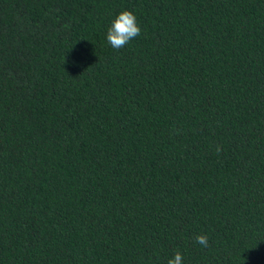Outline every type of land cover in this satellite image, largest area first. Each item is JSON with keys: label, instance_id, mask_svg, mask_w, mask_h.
Masks as SVG:
<instances>
[{"label": "trees", "instance_id": "trees-1", "mask_svg": "<svg viewBox=\"0 0 264 264\" xmlns=\"http://www.w3.org/2000/svg\"><path fill=\"white\" fill-rule=\"evenodd\" d=\"M177 250L264 264V0H0V264Z\"/></svg>", "mask_w": 264, "mask_h": 264}, {"label": "clouds", "instance_id": "clouds-1", "mask_svg": "<svg viewBox=\"0 0 264 264\" xmlns=\"http://www.w3.org/2000/svg\"><path fill=\"white\" fill-rule=\"evenodd\" d=\"M140 34L141 28L136 21V16L132 11L125 9L121 10L112 19L106 31V40L114 50L118 51ZM221 150V146L217 145L216 151L219 153ZM195 241L203 247L209 246L208 236L206 234H197ZM167 264H183L182 253L178 250L175 251L172 257L167 260Z\"/></svg>", "mask_w": 264, "mask_h": 264}]
</instances>
